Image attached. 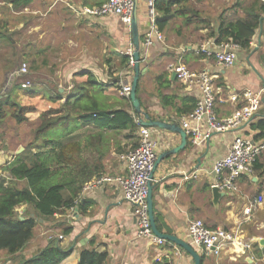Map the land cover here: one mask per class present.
I'll return each mask as SVG.
<instances>
[{
	"label": "crops",
	"instance_id": "crops-1",
	"mask_svg": "<svg viewBox=\"0 0 264 264\" xmlns=\"http://www.w3.org/2000/svg\"><path fill=\"white\" fill-rule=\"evenodd\" d=\"M0 1V32L8 31L6 36L12 55L18 54L21 62L28 63V76L33 86L26 92H19L22 86H16L11 89L16 92L10 90L11 94L9 91L0 95L1 101L10 95L17 103L31 109L25 115L27 131L22 132L18 127L11 132L10 138L7 129L0 131V163L18 166L47 159L49 169L58 171L60 178L71 171L91 175L88 183L100 175L112 179L125 176L126 169L120 156L138 147L140 126L135 132L128 129L115 131L86 122L82 117L91 112L125 110L136 122L129 98L119 96L115 86L116 78L129 76L125 75L129 71L120 65L126 50L131 48L129 27L115 16L93 18L79 14L83 8L98 7L106 0H32L29 5L17 8ZM148 1L138 0L141 39L149 25ZM201 2L209 8V3ZM251 4H241L238 0L223 10L218 7L219 13L215 17H205L214 29L220 15L227 21L244 18L257 22L250 49L239 48L235 64L230 68L218 66L214 60L194 52L198 45L208 40L207 28L163 34V42H155L146 55L142 53L138 93L136 90L142 110L153 120H175L180 126V120L186 114L178 116L176 109L189 106L190 101H194L195 107L198 90L185 89L167 71V65L175 61L179 49L186 48L181 54L186 67L218 76L215 85L220 89L218 99L222 102L216 103L214 109L219 119L228 118L243 105L240 99L231 101L230 95L250 91L260 95V108L251 123L264 120V14H259L257 7L251 11ZM3 44L6 42L0 40V46ZM131 74L132 81L133 71ZM160 76L165 82L157 85ZM162 85L168 86L161 89L163 95L175 97L170 106H162L158 98V89ZM49 112L48 119H64L58 126L68 128L71 125L72 128L63 135H48L50 131L35 139L41 116ZM251 123L215 134L198 149L192 148L187 138L185 149L163 160L153 173L152 202L153 213L159 217V222L155 223L158 231L190 245L187 225L190 221L200 220L210 229L231 231L240 241L251 245L250 250L236 260L230 259L231 249L227 247L215 257L190 245L201 264H264V151L255 163L253 174L238 180V192H221L222 196L214 203L211 191L215 180L214 161L225 155L234 138L258 136L259 132L250 128ZM150 130L157 144V157L181 143L179 134L158 128ZM70 142L79 145L78 153L73 156L74 166L64 168L63 164L53 161L52 151ZM24 186V181L16 182V187ZM83 188L80 199L92 201L93 206L82 216L75 208L44 222L35 216L29 204L15 208L17 218L34 217L37 225L33 237L18 254L10 256L0 250V264H19L32 258L46 248L50 236L62 250L70 251L60 264H77L80 252L89 249L106 255L103 264H193L192 258L175 244L165 241L163 246H157L137 236L136 221L116 184L91 190ZM259 198L263 202L252 206ZM249 206H252L251 212L246 217L243 212ZM64 227H70L72 231L64 234ZM58 236L63 239L58 240Z\"/></svg>",
	"mask_w": 264,
	"mask_h": 264
},
{
	"label": "built area",
	"instance_id": "built-area-1",
	"mask_svg": "<svg viewBox=\"0 0 264 264\" xmlns=\"http://www.w3.org/2000/svg\"><path fill=\"white\" fill-rule=\"evenodd\" d=\"M264 3V0H259ZM154 0L148 1V29L141 39V51L145 55L155 42H163L164 36L155 25V13L153 10ZM133 0H106L103 4L94 8H83L79 14L84 17L101 18L106 16H115L127 27L130 25ZM239 47L231 41L222 43L219 46L213 44L212 40H206L198 45L194 52L197 55H203L208 60L214 62L223 68L234 66L236 61V52ZM186 48L179 49V55L175 61L167 65V71L175 74L176 79L185 89L198 90L197 101L193 110L183 116L180 120V127L186 133L190 146L194 149L201 148L213 135L224 134L230 130L237 129L244 125H249L260 108V95L253 94L250 91L234 93L230 95L231 101L240 99L243 105L237 109L231 116L225 119H219L215 112V104L222 102L218 99L216 88L217 75L208 71H193L184 65L181 54H184ZM129 58L128 64L131 70L127 77H119L115 86L120 96L129 98L131 91V73L133 71L132 50L129 48L125 52ZM142 62V58H141ZM28 73V67L23 62L15 72L17 77H25ZM23 89L31 87L30 81H23ZM138 147L129 150L120 156V160L125 165L126 175L123 177L110 178L100 175L87 183L84 190L103 187L105 184L114 183L119 188L123 200L130 207L131 215L136 221L137 236L149 240L157 246H163L165 240L156 237L151 230L149 215L147 211V184L149 175L156 161L157 144L152 139L150 128L140 127L138 132ZM264 151V137L255 139L252 137L234 138L224 156L216 159L212 166V172L215 180L212 187H216L220 192H238V180L242 176L253 174L255 163ZM6 164L0 163V180L9 181L10 176L5 170ZM263 202L259 198L254 205H260ZM252 206L244 209V215L247 217L251 212ZM73 211V210H71ZM70 211V212H71ZM187 237L190 245L196 250L207 255L219 256L222 249L227 247L231 249V260H236L250 250L251 245L240 241L231 231L222 228L210 229L200 220L190 221L187 225ZM52 237L50 236L49 239ZM62 240V236L57 237Z\"/></svg>",
	"mask_w": 264,
	"mask_h": 264
},
{
	"label": "trees",
	"instance_id": "trees-1",
	"mask_svg": "<svg viewBox=\"0 0 264 264\" xmlns=\"http://www.w3.org/2000/svg\"><path fill=\"white\" fill-rule=\"evenodd\" d=\"M2 1L5 4H11L14 8L25 7L32 2V0ZM199 1L201 0H154L153 10L158 31L168 35L173 31L176 32V30L177 34H180L183 29L193 28L194 30H199L207 28L209 30L207 38L212 40L216 46L231 41L242 50L248 51L250 49V42L257 27L256 21L251 22L244 18L227 21L220 15L218 24L214 29L210 27V22L204 15L195 9L193 2ZM255 7H257L259 14H264V3L259 0H252L251 11H255ZM179 20L181 21L180 25L177 24ZM0 40L5 41L7 44L10 42L6 33L1 32ZM128 60L129 58L124 56L120 62V65L126 71L131 70ZM163 80V76L158 77L156 80L157 85L165 82ZM117 81L116 78L115 83ZM167 87L162 85L158 89V98L164 107L170 106L175 100V97L165 96L161 93V89H166ZM189 103V106L183 105L182 108H177L176 114L179 116L190 113L194 108V101ZM7 109L11 111V117L17 124L26 122L25 115L31 110L17 103L10 95L4 100H0V121L5 118ZM50 114L49 112L41 116V123L35 131V139L41 138L52 131L64 120L61 117L48 119ZM82 118L86 122L91 121L98 127H105L115 131L128 129L131 132H135L139 128L134 118L125 110L112 113L91 112ZM250 128L259 132L255 139L258 140L264 137V120L251 123ZM78 146L77 143L70 142L55 147L52 151L53 161L57 164H63L64 168L68 165L74 166L75 159L73 156L78 153ZM47 162V159H40L39 162L35 160L30 164L23 163L18 166L11 163L5 167V170L9 173L10 180L7 182L3 179L0 180V250L6 251L10 256L18 254L27 245L33 237L34 228L37 225L34 217L17 218L14 210L18 206L29 204L33 208L35 216L44 222L53 220L56 214H64L66 211L75 208L78 214L82 216L93 206L92 201L82 200L79 197L82 188L88 183L91 175L83 176L70 171L63 174L60 178L59 172L56 170L51 171ZM17 181H24L25 186L22 188L16 187ZM154 220L156 224L159 222V217L155 214ZM71 231L70 227L63 228L64 234H69ZM55 241L56 239L54 238L49 239L48 245L39 254L19 264H60L70 254V251L62 250L56 245ZM105 259V254L97 253L93 249L83 250L80 252L77 264H103Z\"/></svg>",
	"mask_w": 264,
	"mask_h": 264
},
{
	"label": "water",
	"instance_id": "water-1",
	"mask_svg": "<svg viewBox=\"0 0 264 264\" xmlns=\"http://www.w3.org/2000/svg\"><path fill=\"white\" fill-rule=\"evenodd\" d=\"M138 0H133V7L131 12V19H130V25H129V31L131 35V50H132V58L134 61L133 64V78L131 83V91L129 95V100L131 102V106L133 108L134 114L136 116V122L140 127L144 128H158L161 130H165L171 133L179 134L181 137V143L177 148L171 149L161 155H159L156 158V161L153 165V168L151 170V173L149 175V181L147 184V211L149 215V221L152 233L165 241L171 242L175 244L176 246L183 249L193 260V264H201V259L196 253V251L187 243L179 240L178 238L169 235V234H163L160 231H158L155 220H154V213H153V202H152V190H153V184H152V178L153 173L156 169V167L165 159L174 156L178 154L179 152L183 151L185 149V146L187 144V135L186 133L181 129L177 121L175 120H153L147 113H145L142 110L141 103L136 97V90H137V84H138V78L140 74L141 69V57H140V51H141V35L139 31V23H138ZM172 78L175 79V74L172 75ZM212 197L213 202L216 203L217 200L222 196V193L219 192V190L216 187H212ZM77 212V209L75 210Z\"/></svg>",
	"mask_w": 264,
	"mask_h": 264
},
{
	"label": "rangeland",
	"instance_id": "rangeland-1",
	"mask_svg": "<svg viewBox=\"0 0 264 264\" xmlns=\"http://www.w3.org/2000/svg\"><path fill=\"white\" fill-rule=\"evenodd\" d=\"M226 1L228 0H205V3H209V8L207 9L206 6H204V2H197V4H193L195 9L199 10L202 15H204V17H206L208 19V16L210 15L211 17H215L217 13H219L218 11V7L221 8L222 10L224 8H226L227 6H229L230 4H234L235 2L238 0H230L228 5L226 6ZM1 2V1H0ZM239 2H241V4H245V3H251L252 0H239ZM220 10V9H219ZM2 33H8V31L2 32ZM20 56L18 54H13L10 51V46L9 44H3L0 46V86L2 84V86L0 87V95H5L6 93H8L12 88H16V86L20 87L21 83L23 81H30V77L29 75V70L30 67L27 64L28 67V73L25 77H16L15 72L18 70V68L20 67V65L23 63L21 62V60H19ZM31 82V81H30ZM31 89H33V86L31 87ZM117 89V88H116ZM28 89H21L19 90V92H26ZM12 92H16L17 90H11ZM11 91L9 92L11 94ZM119 93V91H118ZM120 96V94H119ZM20 104V103H19ZM24 123L21 124H17L15 122V120L11 117V111H8V109L6 110V116L3 119V121L0 122V131L3 129H7V134H8V138H10V134L12 131H15L18 127H20L19 129L22 130V132L27 131L28 129V125H24ZM70 127L72 128V126L70 125L68 128H64L63 125L57 126L55 129H53L48 135L51 134H66L67 131L70 129ZM9 145L11 147V143L8 142Z\"/></svg>",
	"mask_w": 264,
	"mask_h": 264
}]
</instances>
